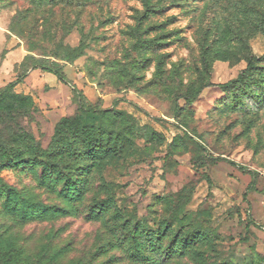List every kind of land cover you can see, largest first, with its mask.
<instances>
[{
    "label": "rangeland",
    "instance_id": "374dc122",
    "mask_svg": "<svg viewBox=\"0 0 264 264\" xmlns=\"http://www.w3.org/2000/svg\"><path fill=\"white\" fill-rule=\"evenodd\" d=\"M251 57L248 88L207 87ZM20 78L11 93L30 101L6 138L46 148L61 125L81 149L79 126L98 153L66 159L78 168L54 191L42 165L2 171L36 212L18 222L0 200L27 258L264 264V0H0V91Z\"/></svg>",
    "mask_w": 264,
    "mask_h": 264
},
{
    "label": "trees",
    "instance_id": "16d2710c",
    "mask_svg": "<svg viewBox=\"0 0 264 264\" xmlns=\"http://www.w3.org/2000/svg\"><path fill=\"white\" fill-rule=\"evenodd\" d=\"M80 49L81 48L78 47L77 51ZM79 57H82V54H77L75 58ZM256 61L254 57H251L247 67L240 71L236 79L223 84H210L207 87L218 88L224 91L248 88L250 82L253 80ZM43 69L55 75L60 81L66 82L65 76L60 70L47 68L45 66ZM20 83L21 78L0 91V200H5L3 204L4 207H2L5 217L11 219L18 218V222L26 223L33 215H36V212L29 214V203L21 205L20 193L15 187L9 185L4 180L2 176L3 170L14 169V167H20L28 163L42 165L45 167V179L51 185L52 191H54V185L57 184L60 179L66 178L71 181L75 170L78 168L76 166L70 167L66 159L77 157V152H81L82 150L90 153L92 152L91 154L95 156L98 153L94 152L96 146L93 142L92 134L85 135L79 126L76 132L78 134L82 133V135L79 136L82 141L81 149L76 147L74 143L65 137V132L63 128L61 129V125L56 128V133L46 148H44L41 143H37L30 137V134L26 132L17 135L15 140L13 139L14 136H10L9 139L6 138V132H8V129L10 130V123L17 120L16 115H19L17 110L19 108H24V105L30 101V98L26 96L11 93ZM108 113L109 111H105V114ZM116 114L120 115V113ZM65 125H67V121L63 120L62 127ZM102 158L103 157H96L93 160L97 162L98 160H102ZM76 195L78 196V193H76ZM141 234V229L137 227H134L131 232L133 239H138ZM164 236L165 234L159 231L146 235L145 241L143 242L144 252L147 251L151 253L156 251V248L161 245ZM12 237V233L8 230L0 231V264H55L57 255L51 257L45 252L34 260L27 258L24 250L17 247L16 241ZM166 255L159 256L157 254V256H151L148 261H150L151 264H161L162 259Z\"/></svg>",
    "mask_w": 264,
    "mask_h": 264
}]
</instances>
